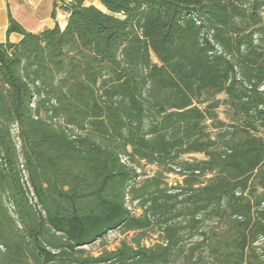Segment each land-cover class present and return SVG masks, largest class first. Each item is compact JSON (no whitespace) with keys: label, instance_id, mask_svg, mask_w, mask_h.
I'll return each mask as SVG.
<instances>
[{"label":"trees","instance_id":"trees-1","mask_svg":"<svg viewBox=\"0 0 264 264\" xmlns=\"http://www.w3.org/2000/svg\"><path fill=\"white\" fill-rule=\"evenodd\" d=\"M97 2L0 43V264H264V0Z\"/></svg>","mask_w":264,"mask_h":264},{"label":"crops","instance_id":"crops-1","mask_svg":"<svg viewBox=\"0 0 264 264\" xmlns=\"http://www.w3.org/2000/svg\"><path fill=\"white\" fill-rule=\"evenodd\" d=\"M61 0H0V43L18 42L19 32H8L11 19L30 32H40L67 23L68 14L61 8ZM87 3L98 4L97 0Z\"/></svg>","mask_w":264,"mask_h":264},{"label":"rangeland","instance_id":"rangeland-1","mask_svg":"<svg viewBox=\"0 0 264 264\" xmlns=\"http://www.w3.org/2000/svg\"><path fill=\"white\" fill-rule=\"evenodd\" d=\"M199 157H202L201 155ZM145 169L149 172V173H153V171L156 169L155 166H152V165H147L145 166ZM170 179L172 181H174L176 179L175 175H172L170 177ZM122 236L117 232V231H112L110 232V234L108 235L107 237V245L110 247V248H114L117 246V244L119 243V240ZM100 243V242H99ZM99 243H96V244H93L91 246H88V248L93 251V252H97L101 246Z\"/></svg>","mask_w":264,"mask_h":264},{"label":"built area","instance_id":"built-area-1","mask_svg":"<svg viewBox=\"0 0 264 264\" xmlns=\"http://www.w3.org/2000/svg\"><path fill=\"white\" fill-rule=\"evenodd\" d=\"M72 0H61L60 3L61 4H68L70 3Z\"/></svg>","mask_w":264,"mask_h":264}]
</instances>
